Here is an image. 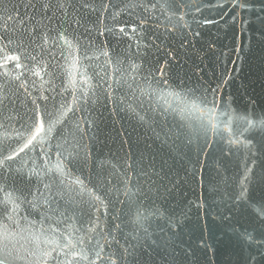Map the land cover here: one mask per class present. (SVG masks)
Returning a JSON list of instances; mask_svg holds the SVG:
<instances>
[{
    "label": "water",
    "instance_id": "obj_1",
    "mask_svg": "<svg viewBox=\"0 0 264 264\" xmlns=\"http://www.w3.org/2000/svg\"><path fill=\"white\" fill-rule=\"evenodd\" d=\"M0 260L264 264V0H0Z\"/></svg>",
    "mask_w": 264,
    "mask_h": 264
},
{
    "label": "snow or ice",
    "instance_id": "obj_2",
    "mask_svg": "<svg viewBox=\"0 0 264 264\" xmlns=\"http://www.w3.org/2000/svg\"><path fill=\"white\" fill-rule=\"evenodd\" d=\"M10 59H16L15 57H10ZM39 131V130H38ZM35 139V136H33L32 140ZM32 140H29L27 144H25V148L28 147L31 143H32ZM24 149L21 148L20 151H23ZM18 153H14L13 155H17ZM13 157H6V159H12ZM0 264H4V261L3 260H0Z\"/></svg>",
    "mask_w": 264,
    "mask_h": 264
}]
</instances>
